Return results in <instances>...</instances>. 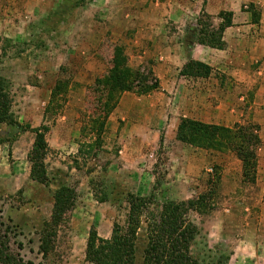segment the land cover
I'll return each mask as SVG.
<instances>
[{"label":"rangeland","instance_id":"1","mask_svg":"<svg viewBox=\"0 0 264 264\" xmlns=\"http://www.w3.org/2000/svg\"><path fill=\"white\" fill-rule=\"evenodd\" d=\"M215 1L218 11L240 5L252 16L226 28L223 49L210 51L196 47L192 33L201 12L218 13L206 12L205 0H0V75L11 111L20 125L48 127L41 185L28 176L33 134L8 138L0 125V240L23 263L89 264L88 231L108 238L124 223L126 194L153 192L133 264H143L146 220L167 201L203 193L207 212L188 213L198 229L191 256L199 264H264V0ZM116 50L119 66L156 87L109 91L102 76ZM192 55L209 76L179 75ZM183 119L231 133L183 143L175 138ZM241 133L257 138L246 148L248 171L230 143ZM59 188L73 190L74 203L53 224Z\"/></svg>","mask_w":264,"mask_h":264},{"label":"trees","instance_id":"2","mask_svg":"<svg viewBox=\"0 0 264 264\" xmlns=\"http://www.w3.org/2000/svg\"><path fill=\"white\" fill-rule=\"evenodd\" d=\"M215 18L217 22L213 24L212 19ZM215 18L202 12L197 17L195 28L192 29L195 44L209 49H223L222 35L224 30L232 25V13L218 11ZM210 72L211 68L208 65L188 59L181 66L179 75L189 78H205L209 76ZM137 79V72L131 73L130 70L119 66V52L116 50L110 68L102 76L105 86L109 91L117 88L119 92L134 90L133 92L138 94H144L156 87L153 84L151 86L142 84V81L145 82L142 76L139 77L140 81ZM135 81L136 86H133ZM11 104L9 84L0 75V125L10 128V132L6 134L8 138H14L21 131H29L33 134L31 147L26 153V161L29 164L28 176L35 183L45 185L47 173L44 158L48 150L45 134L48 127L41 125L30 128L28 125L18 124L11 111ZM211 132L225 133L227 137L231 133L229 129L183 119L177 125L175 138L183 143L196 144L211 137ZM231 140L234 141L232 151L243 164L245 171H248L249 167H246V164L249 165L252 153L246 151V148L251 141H257V138L248 133H241L233 134L230 143ZM153 198V192L144 196L126 194L125 202L128 209L123 225L114 223L108 238H100L93 229H90L85 241L84 260L89 264H133L135 235L139 228L140 217L151 205ZM73 203V190L68 188L56 190L53 194L51 223L55 224L65 211L72 208ZM208 205L209 193H203L196 198L184 201L163 203L158 214L146 220L147 242L143 251V264H199L196 258L190 254V247L198 234V229L189 221L188 213L194 212L203 215L209 209ZM2 237L5 240V235ZM0 264L30 263H23L20 258L12 254L6 240L4 243L0 240Z\"/></svg>","mask_w":264,"mask_h":264},{"label":"crops","instance_id":"3","mask_svg":"<svg viewBox=\"0 0 264 264\" xmlns=\"http://www.w3.org/2000/svg\"><path fill=\"white\" fill-rule=\"evenodd\" d=\"M246 1H249V2H253L255 3L256 0H243L241 2H246ZM216 1L215 0H205V4H204V9L206 10V12H208L209 14H212V13H215L218 11L219 8H216L214 9L215 7H212L214 5ZM223 3L225 1H222ZM248 3V2H247ZM224 6L226 7L227 11L231 12L232 13V24L234 25L236 22L237 23H240L238 22V19H243V20H247L249 21V18L251 17V15L247 12H243L241 11L240 9H238L240 7V5H238V7L236 9H230L228 8L225 3H224ZM217 7V6H216ZM262 10L264 11V9L262 8ZM196 47H200V46H197L195 45ZM210 51H214V50H211L209 49ZM197 57H198V54H197ZM195 57L194 55L191 56V59L193 60H196V61H199L198 58Z\"/></svg>","mask_w":264,"mask_h":264}]
</instances>
